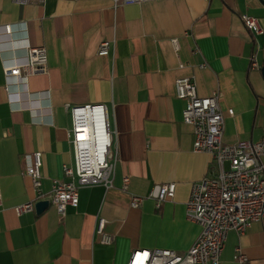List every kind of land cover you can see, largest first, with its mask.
I'll use <instances>...</instances> for the list:
<instances>
[{
    "label": "crops",
    "instance_id": "obj_1",
    "mask_svg": "<svg viewBox=\"0 0 264 264\" xmlns=\"http://www.w3.org/2000/svg\"><path fill=\"white\" fill-rule=\"evenodd\" d=\"M241 14L257 18L261 32L252 35ZM5 25L14 28L8 33ZM23 38L45 48L47 69L26 84L12 78L6 85L0 54V264H126L136 248L186 251L200 232L185 215L190 187L213 175L215 165L210 153L193 150L174 81L192 77L199 96L218 91L224 143L258 141L264 134V0L116 6L112 0H0L3 50L15 41L19 51ZM102 40L111 42L107 55L97 54ZM95 103L105 105L112 134V185L79 187L77 205L63 215L52 204L17 215L15 205L35 199L23 174L24 154L41 151L43 192L54 180H68L62 167L74 157L67 105ZM167 182L175 183L174 195L159 207L148 197L130 206L131 195L145 196ZM98 216L113 236L109 244L95 234ZM237 248L244 264H264L259 222L227 233L222 264H238Z\"/></svg>",
    "mask_w": 264,
    "mask_h": 264
},
{
    "label": "built area",
    "instance_id": "obj_2",
    "mask_svg": "<svg viewBox=\"0 0 264 264\" xmlns=\"http://www.w3.org/2000/svg\"><path fill=\"white\" fill-rule=\"evenodd\" d=\"M14 1L26 4L31 0ZM112 1L116 6L148 0ZM240 19L252 35L261 32L257 18L241 14ZM2 28L10 33L14 26L5 25ZM175 40L172 39V43L176 48ZM23 42V47L17 51L15 41H10L8 51L3 50L0 41L6 85L12 78L26 84L29 76L43 73L47 69L45 48L27 44L26 38H23ZM110 44L109 40H102L97 54L107 55ZM251 65L256 66L253 57ZM174 88L175 96L184 101L182 121L192 127L193 150L210 153L215 165L213 175L192 183L185 202L186 218L197 223L200 232L184 252L166 248H136L131 250L126 264H222L221 255L230 230L241 234L253 222H259L264 228V134L255 142L224 143V116L218 102V91L208 96H199L194 79L188 76L176 78ZM67 109L71 118L70 143L74 157L72 166L64 164L62 167L68 180H54L52 189L48 193L43 192L42 153L36 150L24 154L23 174L31 181L35 199L15 205L13 209L17 215L33 211L34 203L44 199L63 215L67 206L77 205L79 187L93 184H102L105 187L112 185L114 153L111 150L112 134L105 105H67ZM227 113L232 115L233 109H227ZM128 181V177L124 176L123 190L127 189ZM175 186L174 182L156 184L145 196L131 195L129 204L131 207H138L148 197L159 207L166 198L173 197ZM1 201L0 191V205ZM105 223L103 217H97L95 234L99 235L101 243L109 244L113 236L105 232ZM234 259L238 264H244L247 257L237 248Z\"/></svg>",
    "mask_w": 264,
    "mask_h": 264
},
{
    "label": "water",
    "instance_id": "obj_3",
    "mask_svg": "<svg viewBox=\"0 0 264 264\" xmlns=\"http://www.w3.org/2000/svg\"><path fill=\"white\" fill-rule=\"evenodd\" d=\"M262 74H264V65L261 67ZM49 206V201L44 199V200H39L34 203V209L36 213L42 212L44 209H46Z\"/></svg>",
    "mask_w": 264,
    "mask_h": 264
}]
</instances>
